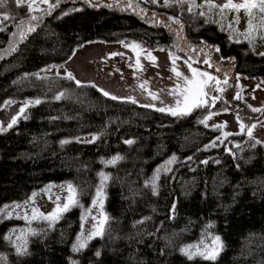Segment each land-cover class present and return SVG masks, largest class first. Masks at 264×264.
Returning <instances> with one entry per match:
<instances>
[{
  "label": "trees",
  "instance_id": "1",
  "mask_svg": "<svg viewBox=\"0 0 264 264\" xmlns=\"http://www.w3.org/2000/svg\"><path fill=\"white\" fill-rule=\"evenodd\" d=\"M132 1L139 9L96 5L91 0H50L58 3L50 14L48 8L30 13L26 5L18 8L13 0L0 8V14L14 17L0 24L4 29L0 31V110L19 101H41L30 104L16 124L0 131V209L8 206L6 213H0V264H243L246 238L264 234V192L257 195L250 185L264 177V142L241 133L212 146L222 129L206 125L211 112L226 110L248 126L264 118V111L253 112L242 98H234L241 97L236 81L221 94L212 93L219 94L214 106L177 117L129 100H112L93 84L77 86L67 76L49 74L88 42L131 41L147 50L166 49L174 57H191L189 61L204 70H210L205 58L232 62L235 73L264 81V56L241 35L244 32L229 10L208 11L205 6L189 12V4L175 0H169V6L165 0ZM202 11L206 15L200 16ZM32 15L40 19L31 21ZM21 20L25 28L36 26L23 40L19 34L13 36ZM12 63L18 66L6 70ZM74 90L83 92L92 104L72 97ZM142 110L150 115L139 117ZM190 133H198L199 141L185 148ZM93 136L98 139L88 143ZM39 138L47 139L48 146L45 141L36 144ZM129 139L135 142L126 144ZM63 140L69 142L62 144ZM25 152L36 154L29 157ZM117 155L123 159L106 163ZM173 156L175 162L165 170L162 166ZM158 168L154 191L151 181ZM100 173L108 177L102 187ZM218 175L226 178L219 196L214 188ZM192 177L197 184L186 194L185 183ZM85 181L91 188L81 194ZM69 183L77 191L78 204L54 222L41 217L27 221L13 214L15 205L26 204L33 193ZM98 188L107 217L104 233L74 251L98 199ZM171 231H185L176 246L165 241ZM216 236L223 248L214 261L201 256L189 259L181 251L189 245L201 250L213 246ZM19 245H24L25 254L17 252Z\"/></svg>",
  "mask_w": 264,
  "mask_h": 264
},
{
  "label": "rangeland",
  "instance_id": "2",
  "mask_svg": "<svg viewBox=\"0 0 264 264\" xmlns=\"http://www.w3.org/2000/svg\"><path fill=\"white\" fill-rule=\"evenodd\" d=\"M197 2H204V0H195ZM96 5L107 3L115 6H122L124 8L135 11L139 9V6L132 0H95L92 1ZM131 2V7L129 3ZM216 5H222L226 0H212ZM234 3H241L242 0H233ZM51 3V2H50ZM35 8L39 10L48 8V4L40 3L37 0ZM37 10V11H39ZM254 11L255 18L252 20V24L255 29L260 31H254L253 36L255 39L252 42L254 49L257 53L264 52V39L260 38L261 32V14ZM143 13V12H141ZM146 14L150 12L145 11ZM231 16L239 15V27L243 32L248 31V17L244 10H240L239 13L232 10ZM162 20H165L164 15L160 16ZM149 53L151 56H149ZM115 54V55H114ZM175 60L176 70L181 72L184 76L191 77V72L188 66L184 63L186 59L182 57H174L166 49L163 50H147L144 49L139 43L124 41L119 43H107L104 41H91L84 46L76 50L73 56L62 66L53 67L50 69L49 74L67 76L71 73L75 77V81L79 80L81 84H93L99 90L109 92L111 95L120 97L121 100H128L131 97L135 99L136 103L140 106L154 105L155 107H146L150 109L174 106L175 100L178 98L176 95H170V91L173 90L177 83H183V78H177L175 73L171 71L173 68L172 59ZM154 57L155 59H152ZM209 60L211 64L210 70H204L195 66L194 68L200 71H207L220 80L219 87L227 88L229 84L236 81L241 89V98L249 105L250 108L264 109V81L258 78L246 77L241 73H235L232 62L224 63L218 60L214 61L212 58H205ZM139 60V65L137 64ZM18 66V63H12L6 65V70L13 69ZM209 66V65H208ZM217 69L219 71H217ZM227 79L228 83L225 85L223 81ZM143 86V87H142ZM152 94L156 95V99L152 98ZM221 94V92H219ZM219 94H212L219 96ZM72 97L79 99L84 103L91 105L85 94L80 90H74ZM130 101V100H129ZM29 101H19L6 106L0 110V128L8 129V124L13 117H19L20 108L26 104L29 106ZM27 106V107H28ZM26 107V108H27ZM25 108V109H26ZM149 111L142 110L138 112L139 117H148ZM206 119V125L209 127H220L222 133L213 141L214 145H220L224 143L227 137L232 134H247V128L252 124H256V127L252 129V137L264 142V118L252 122L249 126L246 122L238 117L233 111L226 110L222 112H211ZM239 118V119H238ZM241 123L246 127L242 131ZM229 133L230 135H225ZM45 141L48 146L49 141L47 139H36L35 143ZM199 141L198 133H190L185 137L184 147L188 148L193 146ZM35 144V147L37 146ZM47 148V147H45ZM44 148V150H45ZM36 153L25 152L26 156H35ZM198 179L192 177L185 183V193L189 194L192 189L195 188ZM226 183L224 175H218L214 184L216 194L222 195L221 189ZM250 185L254 188L255 194H261L264 192V177L254 179L250 182ZM63 186V185H62ZM51 185V188L46 187L44 190L38 192L33 196L26 204L16 207L13 214L19 217H27V221L33 219V209H36L38 213L48 214L53 212L57 203L61 206L66 202V197L69 195L67 186ZM90 185L86 181L80 186L79 192L81 194H88L90 191ZM59 196L60 200L57 201L56 197ZM77 196V191H76ZM102 204V207H101ZM104 197L101 195L96 200L94 209L87 216L84 221L83 233L88 237L93 230V225L98 223V220L104 219L105 213L103 209ZM39 217V215H37ZM95 217L96 219H93ZM185 232V231H184ZM184 232L171 231L165 235V241L170 246H176L181 239ZM241 258L245 260L243 264H259L264 261V234L252 233L250 234L244 244V248L241 253Z\"/></svg>",
  "mask_w": 264,
  "mask_h": 264
},
{
  "label": "snow or ice",
  "instance_id": "3",
  "mask_svg": "<svg viewBox=\"0 0 264 264\" xmlns=\"http://www.w3.org/2000/svg\"><path fill=\"white\" fill-rule=\"evenodd\" d=\"M14 4L16 5V7H22V6H27L28 11L31 13L33 11H37L39 10L38 8H35L34 5H36L37 0H13ZM40 3H44V4H48V9L45 10L48 12V14L51 13V11L58 6L57 4H52L50 3V0H39ZM152 3H157V0H151ZM175 2L177 4L180 5H184V4H189L190 6L188 7L187 11L191 12L193 7H205L207 6L208 11H211L213 9L218 8L219 11L221 13H223L226 9L229 11H236L237 13L240 12V10H244L246 16L248 17V31L241 33V35L245 36V39H247L249 41V43L251 44L253 42V40L255 39V37L253 36V32L254 31H260V29H255L253 24H252V20L255 18L254 15V11L256 10L261 14V29H264V0H242L241 3H234L233 0H226V2L222 5H216L215 3L212 2V0H204L203 4L197 5L195 3V0H175ZM8 3V0H0V8H5L6 5ZM85 3H88V0H85ZM107 7H111V5H106ZM129 7H131V2L128 5ZM165 6H169V0H165ZM68 13L65 12L64 15H67ZM200 16H204L206 15L205 12H200L199 13ZM10 18L14 17H10L7 12H4L2 14H0V24H2L4 21H8ZM31 21H37L38 18L35 15L31 16ZM169 19H171L174 23L176 24H181V21L178 18L175 17H169ZM236 23H239V15L236 16L235 18ZM231 26V25H230ZM182 27V25H181ZM17 28L19 30L18 33H13V36H16L17 34H19L20 39L23 40L24 38H26V35L28 33L34 32L36 30V26L29 24L27 26V28H25V21L21 20L20 23L17 25ZM3 28H0V31H3ZM261 39H264V32H261L260 35ZM235 42L239 43V40H236ZM254 47V45H253ZM12 51H15V48H12ZM195 51V50H193ZM216 51H219V48L216 47ZM260 56H264V52H259L257 53ZM115 55V54H114ZM149 56H151V54L149 53ZM170 58L172 59V63H173V68L171 69V71H173L176 75L177 78H183V83H177L175 88L173 90L170 91V95H176L178 98L175 100V104L174 106H168V107H162V108H156V111L159 112H168L169 114H171L172 116H177V117H181V116H187L190 115L191 112L197 108L200 107H208L209 105L214 106L215 102L217 99H219L218 96L212 95L213 92H223L225 89L222 87H219L220 85V80L215 77L214 75L208 73L207 71H200L197 68H194L192 66L191 63H189V60H191L192 58L189 57L188 60H185L184 63L188 66L190 72H191V77L189 76H184L181 72L176 70L175 67V60L178 58H173L170 56ZM152 59H155L154 57H152ZM223 59V58H221ZM199 62V61H197ZM203 63L208 64L209 67H211V64L209 63L208 59H205L203 61ZM137 64L139 65V60H137ZM217 71H219L217 69ZM67 78L68 79H75V77L72 76L71 73L67 74ZM214 82V83H213ZM223 83L225 85H227L228 81L227 79H225L223 81ZM76 84L77 86H81V82L79 80H76ZM93 87H95V85H93ZM143 87V86H142ZM102 92V94L105 97H110L112 100H118L121 99L120 97L111 95L109 92L104 91V90H100ZM63 96V93H61L60 95H57L55 98L57 100L61 99ZM152 98L156 99V95L152 94ZM235 99H241V97L239 96V94H237L235 97ZM128 100H130L132 103H136L135 99L129 97L127 98ZM7 103H11L9 102H5ZM29 104H40L41 101L39 99H36L35 101H29ZM28 105L26 104L24 107L20 108V114H23L25 112V108ZM146 107H155L154 105H145ZM251 107V106H249ZM251 110L253 112H261L264 111V109H260V108H251ZM209 117H206L205 119H208ZM239 119V118H238ZM17 122V117H13L11 122L8 124V128H11L14 124H16ZM202 123H204L205 121H201ZM218 127V126H217ZM241 130L243 131L245 129V125L243 123H241L240 125ZM256 127V124H252L250 127L247 128V134L248 136L251 138L252 137V129H254ZM7 129L4 128H0V131H6ZM225 135H230L229 133H225ZM98 139L97 136H93L92 140L87 141L88 143H92L95 142V140ZM69 141L67 140H63L61 141L62 144L68 143ZM135 141L134 140H126L125 143L126 144H133ZM257 143H259V141H257ZM212 146H215L214 144ZM123 159V157L117 155L114 156L112 159L106 161L107 164H116L119 160ZM189 159H191V157H189ZM176 160V157L173 156L170 160H168L165 164L164 167L165 170L167 169V165H170L172 163H174ZM204 163H207V161H203ZM161 169H157L156 170V175L153 176L152 178V186H153V190L155 191V185H156V181L159 179V173H160ZM100 176L102 177V182H101V187L103 186V181L107 180L108 177L104 174V173H100ZM63 187V186H62ZM49 188H51V185L49 186ZM67 190L69 192V195L66 197V202L63 203V205L61 206L59 203H57L56 208L53 210V212L48 213V214H44V213H38V211L36 209H33V219L37 218V215H39V217L45 219V220H49V221H55L57 219H59L60 214L63 212H66L70 209V207L72 206H76L78 204V201L76 200V189L74 188V186L72 184H68L67 185ZM36 193H33V196H35ZM97 197L101 196V189L98 188L97 189V193H96ZM56 200L59 201L60 197L57 196ZM93 203L95 204L96 201L94 200ZM15 207H20V205H15ZM102 207V204H101ZM8 206H4L3 209H0V213H6ZM175 209V206H173V211ZM10 215V214H9ZM27 219V217H25ZM93 219H96L95 217H93ZM107 221V217L105 216L104 219H100L98 220V223L93 225V230L90 232V234L88 235L87 239L83 238V233L81 234L80 237L77 238V243L73 246V250L74 251H79L81 249H83L84 247H86L87 244V240L92 239L95 236H101L104 233V227H105V223ZM32 234L34 235L35 232L33 231ZM7 239H11V237H7ZM18 239H23V237H18ZM212 245L210 247H205V249L201 250L199 245H189L186 246L185 248H183L181 251L188 256L189 259H193L195 256H201L203 259L205 260H211L214 261L216 259V257L218 256L219 252L222 250L223 248V243L220 240L219 236H216L213 238L212 241ZM24 249L23 251H21V249ZM17 252L21 255L25 254L26 252V248H24V245H19L17 246ZM97 256L100 255L99 252L96 253Z\"/></svg>",
  "mask_w": 264,
  "mask_h": 264
}]
</instances>
